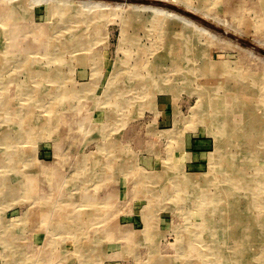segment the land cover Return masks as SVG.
Wrapping results in <instances>:
<instances>
[{
  "label": "rangeland",
  "instance_id": "1",
  "mask_svg": "<svg viewBox=\"0 0 264 264\" xmlns=\"http://www.w3.org/2000/svg\"><path fill=\"white\" fill-rule=\"evenodd\" d=\"M45 1L0 0V264H264V222L245 260L232 244L211 249L224 231L194 226V189L229 208L230 176L236 205L264 218L249 197L264 201V0ZM134 4L192 23L139 13L126 28ZM169 26L184 47L177 67L159 63ZM250 113L260 126L244 143Z\"/></svg>",
  "mask_w": 264,
  "mask_h": 264
},
{
  "label": "bare ground",
  "instance_id": "2",
  "mask_svg": "<svg viewBox=\"0 0 264 264\" xmlns=\"http://www.w3.org/2000/svg\"><path fill=\"white\" fill-rule=\"evenodd\" d=\"M46 1H48V0H46ZM45 1V2H46ZM54 1V0H53ZM70 1V0H69ZM75 1V0H74ZM86 1V0H85ZM93 0H91V2H92ZM164 1H168V0H164ZM176 1V0H175ZM50 2V1H49ZM67 2V1H66ZM82 3H84V2H82ZM92 4H94V5H101V6H105V7H107L106 5H109V3L107 4V2L106 3H104V1H96V2H93ZM110 5H112V4H110ZM114 5V4H113ZM84 6V5H83ZM82 6V7H83ZM115 6H117L119 9L121 8V6H123V4H115ZM187 7H189V8H191L190 10H192L193 9V7L191 6V5H186ZM78 7V6H77ZM185 7V6H184ZM85 8V7H84ZM109 8H110V6H109ZM116 8V7H115ZM114 8V9H115ZM128 8L130 9V11H129V13H130V15H129V17H130V19H128V22H126V25H125V27L126 26H128V27H132V26H134L136 23L137 24H139V22H141V21H145V20H140V17H139V13H147V14H153V15H151L153 18H155L156 19V21H153L152 22V24H153V26L156 24V25H160L161 24V27H162V25L163 24H166V23H168V22H165V21H163V19H161L163 16H165V17H167V18H170V17H173V18H178V19H181V20H183L182 22H185V23H192L191 22V20H186L187 18H184L182 15L180 16L178 13H174V12H172V11H166V10H163L162 8H160V7H156V6H146V5H135L134 4V6H128ZM91 9V8H90ZM124 9V8H123ZM188 9V8H187ZM239 9V8H238ZM126 10V12H127V10L128 9H125ZM235 10V9H234ZM113 11H115V10H113ZM112 11V12H113ZM194 11V10H193ZM196 11V10H195ZM209 11V10H208ZM233 11V10H232ZM245 12V11H244ZM117 13H118V11H117ZM123 13V12H122ZM125 13V12H124ZM212 13V12H211ZM7 14H8V12H7ZM110 14H111V12H110ZM127 14V13H126ZM202 14V13H201ZM116 15V14H115ZM247 15V14H246ZM11 16V15H10ZM142 16V15H141ZM240 16V15H239ZM127 17H128V15H127ZM152 17H151V19H152ZM10 18V17H9ZM14 18V17H13ZM17 18V17H16ZM145 18H147L146 16H145ZM149 18V17H148ZM245 19H246V16L244 17ZM124 19H126V18H124ZM143 19V18H142ZM15 20V19H14ZM159 20V21H158ZM175 20V19H174ZM240 20V19H239ZM238 20V21H239ZM69 21V20H68ZM73 21V20H72ZM244 21V20H243ZM2 22V21H1ZM4 22V21H3ZM118 22V21H117ZM155 22V23H154ZM175 22H177V21H175ZM67 23V22H66ZM92 23V22H91ZM195 23V22H194ZM193 23V24H194ZM219 23V22H218ZM10 24V23H9ZM69 24H70V22H69ZM93 24V23H92ZM143 24H146V23H143ZM147 24H148V20H147ZM146 24V25H147ZM152 24H151V26H152ZM177 24V23H176ZM176 24H174L175 26H176ZM122 25V24H121ZM120 25V26H121ZM12 26V25H11ZM199 26V25H198ZM15 27V26H14ZM145 27V26H144ZM178 27V26H177ZM13 28V27H12ZM121 28V27H120ZM127 28V27H126ZM125 28V29H126ZM105 29V28H104ZM158 29V28H157ZM68 30H70V28L68 29ZM175 29L173 28V27H171L170 28V26L168 27V28H160L159 30H157L158 31V33H160V35L161 34H165V32L167 33V35L169 36V38L167 39V40H164V41H166V42H168V44L167 45H165L164 46V48L162 49V50H168L169 51V53L168 54H166V52L165 53H162V54H160L159 56H161V58H163V60H161V58H160V60H159V63H167V61H169V60H167L168 58L170 59V62H172V59L174 60V63H175V66L177 67V65L179 64L178 63V60H179V58H180V51L181 50H184V47H183V45H178V44H175V42L173 41V39H170V37L175 33V31H174ZM202 31L204 30V29H201ZM1 31V30H0ZM105 31V30H104ZM152 31V30H151ZM204 31H206V30H204ZM9 32V31H8ZM17 32V31H16ZM107 32V31H106ZM106 32H104V33H106ZM119 32H120V30H119ZM124 32V31H123ZM142 32V31H141ZM122 33V32H121ZM127 33V32H126ZM125 33V34H126ZM148 33H150V32H148ZM152 33V32H151ZM157 33V32H156ZM157 33V34H158ZM15 34L16 33H12V36L14 35V37L16 38V36H15ZM127 34H129V33H127ZM126 34V35H127ZM154 34H155V32H154ZM43 36H44V34H42ZM122 35V34H121ZM216 35V34H215ZM9 36V35H8ZM79 36V35H78ZM123 36V35H122ZM129 36H130V34H129ZM132 36V35H131ZM213 36V35H212ZM13 37V38H14ZM39 37V36H38ZM83 37V36H82ZM173 37V36H172ZM177 37V36H176ZM11 38V37H10ZM15 38H14V40H15ZM45 38V37H44ZM47 38V37H46ZM50 38V37H49ZM106 38V37H105ZM104 38V39H105ZM164 38V37H163ZM174 38V37H173ZM9 39V38H8ZM12 39V38H11ZM20 39V38H19ZM178 39H181V40H183L184 39V37H179ZM13 40V39H12ZM13 40V41H14ZM38 40V39H37ZM39 40H40V38H39ZM38 40V41H39ZM20 41V40H19ZM37 41V42H38ZM42 41H44V39L42 40ZM122 41V40H121ZM40 42V41H39ZM76 42V41H75ZM82 42V41H81ZM124 41H122V43H123ZM125 42H127V41H125ZM165 42V43H166ZM18 43V42H17ZM81 44V43H80ZM84 44V43H83ZM82 44V45H83ZM120 44V43H119ZM126 44H128V42L126 43ZM10 45V44H9ZM59 44H57V46H58ZM121 45V44H120ZM119 45V46H120ZM162 45V44H161ZM11 46V45H10ZM9 46V47H10ZM29 46V45H28ZM48 46H49V43H48ZM47 46V47H48ZM118 46V47H119ZM30 47V46H29ZM56 47V46H55ZM79 48H80V46H78ZM28 48V47H27ZM161 48V47H160ZM9 49V48H8ZM53 49V48H52ZM57 49V48H56ZM59 49V48H58ZM57 49V50H58ZM20 50V49H19ZM123 50V49H122ZM176 50H179V52H176ZM24 51H25V49H24ZM55 50H53V52H54ZM58 51H60V50H58ZM117 51H119V50H117ZM174 51V52H173ZM2 52V51H1ZM29 52V51H28ZM36 52V51H35ZM34 52V53H35ZM47 52V51H46ZM172 52V53H171ZM18 53V52H17ZM19 53H21V51L19 52ZM26 53V52H25ZM37 53V52H36ZM61 53H62V51H61ZM39 54V53H38ZM44 54V53H43ZM51 54V53H50ZM64 54H66V53H64ZM97 54V53H96ZM120 54V53H119ZM182 54V53H181ZM35 55V54H34ZM49 55V54H48ZM63 55V54H62ZM61 55V56H62ZM103 55V54H102ZM109 55V54H108ZM182 55H186L185 53L184 54H182ZM51 56H53V55H51ZM89 56V55H88ZM193 56V55H192ZM1 57V56H0ZM26 57V56H25ZM28 57V56H27ZM30 57V56H29ZM42 57V56H41ZM98 57V56H97ZM119 57V56H118ZM122 57V56H121ZM127 57V56H126ZM2 58V57H1ZM3 59V58H2ZM27 59V58H26ZM30 59V58H29ZM182 60V59H181ZM24 61V60H23ZM26 61H28V60H26ZM3 62V61H2ZM25 62V61H24ZM26 63H29V61L28 62H26ZM117 64H118V62H117ZM5 65V64H4ZM102 65V64H101ZM173 65V64H172ZM1 66V65H0ZM25 66V65H24ZM93 66V65H92ZM32 67V66H31ZM100 66H98V68H99ZM172 67V66H171ZM36 68V67H35ZM24 69H25V67H24ZM33 70V69H32ZM179 69H177V68H175V69H173V67L171 68V69H165V70H162V75H164V74H169V73H171L172 71H178ZM2 71V70H1ZM26 71V70H25ZM36 71V70H35ZM41 71V70H40ZM184 71V70H183ZM98 72V71H97ZM103 72V71H102ZM120 72V71H119ZM119 72H118V74H119ZM186 72V71H185ZM27 73V72H26ZM38 73V72H37ZM51 73V72H50ZM51 74H53V73H51ZM118 74H115V76H117ZM228 74V73H227ZM34 75H36V74H34ZM34 75H32V78H33V76ZM44 75V74H43ZM54 75V74H53ZM150 75H152L151 77L153 78L154 77V74H150ZM177 75V74H176ZM189 75V74H188ZM183 76V75H182ZM148 77H150V76H148ZM171 77V76H170ZM236 77H238V76H236ZM53 78H55V77H53ZM151 78V79H152ZM11 79V78H10ZM96 79V78H95ZM169 79V78H168ZM250 79V78H249ZM18 80V79H17ZM174 80V79H173ZM240 80V79H239ZM251 80V79H250ZM8 81H10L9 79H8ZM53 81H54V79H53ZM52 82V81H51ZM82 82H84V81H82ZM96 82V81H95ZM160 82V81H159ZM54 83V82H53ZM98 83V82H97ZM112 83V82H111ZM118 83V82H117ZM122 83V82H121ZM162 83V82H161ZM164 83H166V82H164ZM171 83V82H170ZM40 84V83H39ZM99 84V83H98ZM167 84V83H166ZM165 84V85H166ZM175 84V83H174ZM252 84V83H251ZM38 85V84H37ZM55 85V84H54ZM166 86H168V84L166 85ZM178 86V85H177ZM27 87V86H26ZM162 87V86H161ZM161 87L159 88V89H161ZM163 88V87H162ZM89 89V88H88ZM117 89V88H116ZM166 89V88H165ZM169 89V88H168ZM92 90V89H91ZM105 90V89H104ZM114 90H115V88H111V89H108V90H105V92H104V94H113V92H114ZM132 90V89H131ZM233 90V89H232ZM87 91V90H86ZM165 91V90H164ZM169 91V90H168ZM235 91H238V90H235ZM49 92H51V91H49ZM127 92V91H126ZM167 92V91H166ZM132 93V92H131ZM159 93V92H158ZM161 93V92H160ZM261 93V92H260ZM149 94V93H148ZM42 95H43V92H42ZM153 96H154V94H152ZM124 96H126V95H124ZM150 96V95H149ZM41 97H43V96H41ZM66 97V96H65ZM117 97V95H115V98ZM119 97H121V95H119ZM67 98H69V97H67ZM125 98H127V96L125 97ZM145 98V97H144ZM264 98V97H263ZM97 99V98H96ZM112 99V98H111ZM154 100H155V98H153ZM114 100V99H113ZM218 100V99H217ZM225 100V99H224ZM111 101V100H110ZM110 101H109V103H110ZM115 101V100H114ZM122 101V100H121ZM210 101V100H209ZM98 102V101H97ZM96 102V103H97ZM102 102V101H101ZM99 103V102H98ZM112 103V102H111ZM114 103H116V102H114ZM117 103H119V102H117ZM150 103V102H149ZM215 103H216V101H215ZM219 103V102H218ZM147 104V103H146ZM9 105V104H8ZM97 105H99V104H97ZM101 105V104H100ZM111 105V104H110ZM113 105H115L116 106V104H113ZM149 105V104H148ZM210 105V104H209ZM216 105V104H215ZM112 106V105H111ZM118 106H119V104H118ZM117 106V107H118ZM121 106V105H120ZM120 106H119V108H120ZM219 106V105H218ZM122 107V106H121ZM179 107V106H178ZM217 107V106H216ZM129 108V107H128ZM202 109V108H201ZM27 111V110H26ZM154 112H155V110H154ZM181 114V113H180ZM100 115V114H99ZM183 115V114H182ZM250 116H249V122H250V128H246V129H240V133L242 134V136H243V138H244V140H245V142L244 143H253L254 141H253V139H252V137L250 136V134L249 133H251L255 128L254 127H256L257 125L258 126H260V121H259V119H257V115H255L254 113H250L249 114ZM104 116H106V115H104ZM181 116V115H180ZM109 117V116H108ZM184 118V117H183ZM175 119V118H174ZM10 120V119H9ZM207 120V119H206ZM10 122V121H9ZM179 122V121H178ZM212 122V121H211ZM8 123V122H7ZM183 123V122H182ZM205 123V122H204ZM179 124V123H178ZM202 124V123H201ZM195 125V124H194ZM183 126V125H182ZM181 126V127H182ZM191 126H192V123H191ZM11 127V126H10ZM235 128H237V127H235ZM23 129H24V127H23ZM22 129V130H23ZM13 130V129H12ZM12 130H11V132H12ZM239 129H237V131H238ZM7 131H9L8 129H7ZM6 131V132H7ZM22 132V131H21ZM20 132V133H21ZM4 133V132H3ZM2 133V134H3ZM9 133V132H8ZM158 133H159V131H158ZM0 135H1V132H0ZM6 135V134H5ZM8 135V134H7ZM177 135V134H176ZM8 136H10V135H8ZM13 136V135H12ZM179 137V136H178ZM4 138H6V137H4ZM3 138V139H4ZM13 138H15L14 136H13ZM12 137H11V139H13ZM165 139V138H164ZM8 141V140H7ZM11 141V140H10ZM9 141V142H10ZM235 141V140H234ZM17 142V141H16ZM175 142H176V140H175ZM7 145V144H6ZM175 145V144H174ZM8 146V145H7ZM173 146V145H172ZM13 148V147H12ZM173 148V147H172ZM14 149V148H13ZM11 151V150H10ZM9 152V151H8ZM18 152V151H17ZM181 152H183V151H181ZM221 152V151H220ZM2 153V152H1ZM184 153V152H183ZM20 154V153H19ZM19 154H18V156H19ZM221 154V153H220ZM16 155H17V153H16ZM110 155V153L108 154V156ZM13 156H14V154H13ZM208 156H210V155H208ZM212 156V155H211ZM3 157V156H2ZM10 158H12V157H10ZM19 158H20V156H19ZM13 159V158H12ZM11 159V160H12ZM19 160L17 157L15 158V160ZM214 159V158H213ZM222 159V158H221ZM3 160V159H2ZM6 160V159H5ZM8 160V159H7ZM6 160V161H7ZM14 160V161H15ZM22 160V159H21ZM1 161V160H0ZM10 161V160H9ZM9 161H7L8 163H9ZM209 161V160H208ZM222 161V160H221ZM16 162V164L18 163L17 161H15ZM192 162V161H191ZM1 163H4V164H2V165H0V168H3V165H5V162H1ZM0 163V164H1ZM239 163V162H238ZM85 165H86V163H84ZM83 164V165H84ZM116 164V163H115ZM164 164V163H163ZM9 165V164H8ZM23 165V164H22ZM239 165V164H238ZM255 165H256V163H255ZM16 166V165H15ZM80 166V165H79ZM79 166H77V167H79ZM248 166V165H247ZM76 167V168H77ZM5 168V167H4ZM6 168H8V167H6ZM14 168V167H13ZM70 169V168H69ZM260 169V168H259ZM2 170V169H1ZM8 170V169H7ZM9 170H12V169H9ZM4 171H5V169H4ZM12 171H15V170H12ZM69 171V170H68ZM17 172V171H16ZM19 172V171H18ZM1 173V172H0ZM78 173V172H77ZM76 173V174H77ZM104 173V172H103ZM13 174V173H12ZM143 174V173H142ZM213 174V173H212ZM211 174V175H212ZM193 175H194V173H193ZM10 176H11V173H10ZM15 176V175H14ZM20 176V175H19ZM72 176V175H71ZM70 176V177H71ZM201 176V175H200ZM3 177V176H2ZM6 177V176H5ZM4 177V178H5ZM75 177V176H74ZM196 177V176H195ZM232 176H230L229 178H227L225 181L227 182H230V184L232 185V178H231ZM10 178V177H9ZM16 178V177H15ZM146 178V177H145ZM194 178V177H193ZM8 179V178H7ZM13 179V178H12ZM70 179V178H69ZM73 179V178H72ZM6 180V179H5ZM18 180V179H17ZM17 180H16V183H17ZM75 180V179H74ZM206 180V179H205ZM7 181V180H6ZM5 181V182H6ZM72 181V180H71ZM79 181H80V179H79ZM194 181H196V180H194L193 179V181H192V183L190 182V185H196L195 183H194ZM213 180H211V182H212ZM11 182V181H10ZM15 182V181H14ZM13 182V183H14ZM69 182V181H68ZM15 185V184H14ZM178 185H181L182 187H187L186 189L187 190H190V189H193V188H195L194 186L192 187H190L189 186V184L186 182V183H182V181H178ZM230 185V187H229V192H230V201H231V203L233 204L232 206H230L229 208H227L226 206L224 207V205H225V202L223 201V199H212V201H209L208 202V199H209V197H210V194H207V193H205L203 190H200V189H194V192H196V194H197V196H198V200H199V207H198V209H197V212H193L194 213V216L196 217L195 219H194V226H200L201 227V229H204V230H206L207 232L208 231H215V230H218V234H219V232L220 231H224L226 234H223V235H216L215 237H213V238H215L216 239V243H213V248H211L212 250L214 249V248H216L217 246L219 247L218 248V250L220 249V251H221V249H222V247H225V249L227 248V250H228V246H231V244L232 245H234L235 247H236V249H240V250H242V251H240V254H241V256H243V258L242 259H247V257L246 256H248L249 255V253H248V251L246 250V247H245V245H247V246H249V244H256L257 242H260L261 241V238H262V236H263V233L262 232H260V231H257V229H259V225L262 223V222H264V218H255V217H250V207L249 206H247V207H245V208H240V206L239 205H236V198L235 197H237L238 198V196L236 195V194H234L233 192H232V190H233V186H231ZM6 186H8L7 184H4V183H2V184H0V190H2V188H5V191H4V195H6L7 193H9L8 192V188H6ZM10 186V185H9ZM8 186V187H9ZM23 186V185H22ZM22 186H20L21 188H23ZM12 187V186H11ZM238 188L239 189H245V190H248V189H251V186H242L241 184H239L238 185ZM18 189H19V187H18ZM16 190V189H15ZM20 190V192H22L21 191V189H19ZM19 190H17V191H19ZM262 190H264V185L263 186H261V188L259 189V191H262ZM14 191V190H13ZM7 192V193H6ZM186 192H188V191H186ZM191 192V191H190ZM190 192H188V193H190ZM251 192V191H250ZM17 194H18V192H16ZM191 193H193V192H191ZM0 194H1V192H0ZM233 196H232V195ZM259 193H255V192H251V194H249V197H254V198H251L252 200H255L254 202H253V207L254 208H257V207H259V206H261V205H263L264 206V201H263V199L262 200H258L257 198L259 197V195H258ZM8 196V195H7ZM17 196V195H16ZM10 197V196H9ZM1 198H2V196H1ZM8 198V197H7ZM75 198V197H74ZM196 198V197H195ZM210 198H212V197H210ZM9 199H11V198H9ZM13 199V198H12ZM85 199V198H84ZM232 199H235V200H232ZM5 200V199H4ZM4 200H2V201H4ZM250 200V199H249ZM1 203V202H0ZM230 203V202H229ZM249 203V202H248ZM241 204V203H240ZM251 204V203H250ZM13 205V204H12ZM16 205V204H15ZM6 207V206H5ZM14 207V206H13ZM10 208V207H9ZM9 208H7V209H9ZM226 209H228V211H226ZM250 210V211H249ZM1 212V211H0ZM7 215V214H6ZM2 218V217H1ZM7 219H9V218H6V220ZM9 220H12V219H9ZM17 220V219H16ZM27 220H28V218H27ZM15 221V220H14ZM6 222V221H5ZM36 222V221H35ZM38 222V221H37ZM253 223H256V224H253ZM2 224V223H1ZM18 223H13V226H12V228L14 227V225H17ZM149 224V223H148ZM151 224V223H150ZM23 225V224H22ZM149 226V225H148ZM147 226V227H148ZM261 226V225H260ZM3 227V226H2ZM1 227V228H2ZM6 227V226H5ZM2 229H4V228H2ZM5 229H7V228H5ZM149 229H151L150 227H149ZM12 231V230H11ZM190 231V230H189ZM189 231L187 232V233H189ZM236 231H239V232H236ZM2 233V232H1ZM193 233V234H192ZM191 234L189 233V236L188 237H190L191 235H193L192 237H193V239H194V241H195V238H196V235L195 234H197V231H196V229L192 232ZM199 234V233H198ZM2 235V234H1ZM5 235V234H4ZM3 236V235H2ZM204 235H201L200 237H201V241L200 242H202V241H204V237H203ZM213 238H211L212 240H213ZM257 238V239H256ZM231 239L233 240L231 243H229V241L228 240H230L231 241ZM54 240V239H53ZM221 241V243L220 242H217V241ZM222 240H224L225 241V243L224 242H222ZM228 241V242H227ZM54 242V241H53ZM256 242V243H255ZM88 244H90V243H88ZM94 244V243H93ZM252 245V246H253ZM4 246V245H3ZM6 246V245H5ZM206 246V245H205ZM208 247V246H207ZM211 247V246H210ZM258 247V246H257ZM20 248V247H19ZM250 248V247H249ZM6 249V248H5ZM254 249V248H253ZM258 249V248H257ZM15 250H16V248H15ZM18 250V249H17ZM78 250H79V248H78ZM219 251V253H218V256H219V258H224V256L222 255V253ZM85 252H87V251H85ZM118 252V251H117ZM84 253V252H83ZM204 253H205V251H204ZM14 254V253H13ZM19 254V253H18ZM89 254V253H88ZM119 254H120V252H119ZM15 255V254H14ZM13 255V256H14ZM22 255V254H21ZM79 255H82V253L81 254H79ZM151 255H153V254H151ZM91 256V255H90ZM154 256V255H153ZM152 256V257H153ZM189 256V255H188ZM165 257V256H164ZM245 257V258H244ZM9 258V257H8ZM14 258V257H13ZM12 258V259H13ZM156 258V257H155ZM172 258V257H171ZM196 258V257H195ZM204 258V257H203ZM66 259V258H65ZM86 259H87V257H86ZM148 259V258H147ZM146 259V260H147ZM184 259V258H183ZM218 259V258H217ZM68 260V259H67ZM167 260H168V258H167ZM172 260V259H171ZM190 260V259H189ZM65 261V260H64ZM150 261H152V259L150 260ZM163 261V260H162ZM161 261V262H162ZM169 261V260H168ZM200 259H195V260H192V262H190V261H188L187 262V264H199L200 263ZM63 262V261H62ZM66 262V261H65ZM227 262H229V259H227ZM141 263V262H140ZM143 263V262H142ZM151 263V262H150ZM164 263V262H163ZM60 264V263H59ZM166 264V263H165ZM170 264H171V262H170ZM205 264V263H204Z\"/></svg>",
  "mask_w": 264,
  "mask_h": 264
}]
</instances>
